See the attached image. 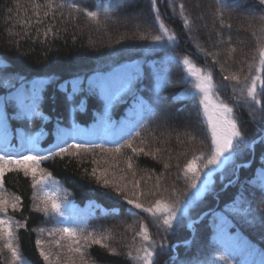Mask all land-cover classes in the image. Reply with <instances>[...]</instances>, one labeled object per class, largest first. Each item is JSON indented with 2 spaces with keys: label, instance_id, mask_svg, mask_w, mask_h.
Here are the masks:
<instances>
[{
  "label": "trees",
  "instance_id": "16d2710c",
  "mask_svg": "<svg viewBox=\"0 0 264 264\" xmlns=\"http://www.w3.org/2000/svg\"><path fill=\"white\" fill-rule=\"evenodd\" d=\"M35 2L43 6L47 0ZM131 2L134 4L129 5V2L125 7L115 9L112 6L116 5L118 0H53L54 4L64 3L65 6L58 9L54 17L50 15L37 25L32 9L33 0H0V80L10 79L14 85L5 87L0 84V98L15 93L21 81L39 80L44 85L40 109L44 114L43 118L32 121L20 118L16 115L19 110L17 106L14 104L5 106L1 103L4 125L11 133L13 142L18 137L27 138L38 132L44 133L42 142L47 144L52 141L59 125L69 132L76 124H88L95 111L104 108L99 97L77 95L76 103H66L65 93L60 88L64 81L76 76L89 77L127 62H135L132 65L142 66L146 74H158L160 79H170L171 84L157 91L166 113L171 116L169 123L172 127L168 129L171 137L167 135L164 127L157 128L163 115L159 114L161 106L156 105L157 115L145 118L141 128L137 129L141 133L139 137L134 138V134L129 136L122 133L115 141L90 142L103 144L109 151L95 148L80 150L78 154L73 155L71 153L75 150L69 149L68 153L42 161L40 167L52 174L54 182H49L58 188L61 197L66 196L69 202L78 207L84 206L89 200H95L104 210V212L97 210L92 217H86L85 213H82L83 220L77 224L73 222L70 226L77 227L78 231L83 229V235L92 233L93 236L106 237L103 242L116 248L119 253L113 255L99 245H92L85 249L89 264L93 262L136 264L124 253L130 246L134 249L141 245L139 237L133 242V236L140 230L141 222L147 225L154 240L169 246L164 250L156 249L155 264H168L170 257H178L179 260L192 258L188 264H203L205 258L215 261V264H228L227 260L217 258L221 255L227 256L231 264H238V261L246 264H251L253 260L258 262L260 254L264 253V225L259 222V215L264 212V191H261L256 177L261 166H264V144L256 143L249 149L246 145L234 142L238 149L234 160L225 163L219 171L213 173L211 190L205 192L201 200L189 209V215L194 222L204 212L209 211L208 214L195 222L191 228L181 227L171 234L166 233L163 226H157L149 214L133 209L126 201L116 198L110 189H102L90 173L94 167H110L115 155L119 164L111 170L120 175V169H125L128 172L127 179L131 180V172L126 169L124 163L125 157L133 155L131 150L124 148L121 154H115L113 150L129 140H133L134 147H139L140 140L147 138L151 148L160 147L163 151L155 160L149 156H134L135 178L141 180V191L148 193L155 183L156 176L162 175L164 177L162 186L167 190L162 191L161 195L170 199L184 198L187 181L177 170L176 165L179 163L182 166L194 152L198 154L200 151L209 150V141L201 134L199 123L200 96L197 94L192 97L186 94L193 90L195 80L187 75L182 64L184 56H188L197 67L212 73L214 91L221 100L233 107L238 125L247 135L249 144L264 135V113L258 106L245 103L246 89L245 97H241L243 85L223 79L224 76L232 74L240 75L243 79L249 74L248 64L252 62L256 48L264 39V34L261 33L262 25L258 19L264 13L256 7L257 0H238V3L235 0H225L226 7L222 6L220 0H205L206 9L203 10V14L197 12L199 7L196 0H174V4L170 3V0H157L156 7L159 9L161 21L177 37L174 44L162 49L151 43V36L159 34V24L153 23L155 12L150 11V0ZM69 4H75L76 8L69 7ZM180 4L185 6L183 13L180 11ZM105 6L112 10L105 13L103 11ZM237 6H241V10H237ZM77 9L98 12V21L88 17L85 11ZM217 10L223 11L225 24L232 25L230 30L219 23ZM247 11L252 13L248 15ZM138 13H143L145 18L133 28L130 21ZM26 17H32L30 28H24L22 24L17 23L18 20L24 21ZM185 19L189 21L188 24L184 23ZM49 28L51 32L45 38L43 33ZM217 33H221L224 40L229 35L232 37L231 47H235L236 52L231 53V56L229 44L220 42ZM252 74H255L254 71ZM155 83L150 75H146L139 85L140 94L148 103H151L150 97ZM80 100L84 103L80 104ZM134 103L131 95H125L120 102L110 107L109 119L119 122L127 108ZM184 111L191 113L192 118L185 120L181 115L180 119H177L179 112ZM253 116L257 119L254 120ZM172 128L176 131H172ZM186 131L188 136L195 138L189 139L184 135ZM177 132L180 133L183 144L177 142ZM149 133H152L151 137L148 136ZM160 141L165 143L162 144ZM68 144L72 143L68 142L63 146ZM54 152H58V149ZM94 159L99 163L94 164ZM164 162L171 164L167 171L164 170ZM245 164L249 165L245 167ZM234 168L237 170L233 174ZM109 178H112L111 172ZM0 191L10 198L21 197L20 207L17 210L10 208L8 216L12 218L14 225L17 222L22 225L14 227L13 230L14 243L19 248L24 264H47L40 256V248L36 245L38 235L41 233L50 250L62 254L60 256L63 263L66 258V247L62 249L55 244V241L60 239L59 233L55 230L64 226L59 222L60 217L46 215L36 209L37 204L43 207L42 199H37L42 197L43 193L32 187L31 177H26L22 171L7 172L4 188ZM241 193L250 202L256 216L252 223L241 221L239 218L233 220L229 212L234 200ZM129 195L131 198L130 193ZM157 198L159 196L145 195L141 202L147 206ZM213 214L225 215L229 221V233L233 237L237 233L240 234L254 250L251 255L240 257L229 254L213 225ZM251 219L249 217V220ZM50 232L53 234L49 235ZM185 239L193 242L189 249L180 243ZM67 242L60 240L61 245L66 246ZM53 251L50 259H54ZM0 264H11V253L3 248V241H0Z\"/></svg>",
  "mask_w": 264,
  "mask_h": 264
},
{
  "label": "snow or ice",
  "instance_id": "6c2138e0",
  "mask_svg": "<svg viewBox=\"0 0 264 264\" xmlns=\"http://www.w3.org/2000/svg\"><path fill=\"white\" fill-rule=\"evenodd\" d=\"M131 0H118L116 5L112 7L115 9L123 8ZM222 6L226 7L225 0H220ZM238 3V0H235ZM170 3L174 4V0H170ZM157 0H150V11L155 12L153 23L159 24V34L151 36V43L156 44L162 49H167L177 40L174 33L170 31L168 27L160 19L159 9L156 7ZM65 6L64 3L54 4L53 0H47V3L43 6L36 3L33 0L32 9L35 14V23L38 25L43 22L44 18H48L50 15L54 17L55 12ZM69 7L75 9V4H69ZM180 11H185V6L180 4ZM256 7L264 13V0H257ZM43 9V16L41 11ZM85 11L87 16L93 20L98 21V12L88 11L87 9H77ZM112 10L105 6L103 11L108 13ZM219 16V23L231 29L232 25L225 24L223 18V11L217 10ZM9 18L11 19V10H9ZM261 22V33L264 34V15L259 18ZM18 24H22L24 28H30L32 25V17H26L24 21H17ZM185 24L189 21L185 19ZM51 28L43 33V36L47 38ZM255 35V33H253ZM220 37V42H226L229 44V55L236 52L235 47H231L232 37L229 35L224 40L221 33H217ZM119 43V42H117ZM203 51V49H200ZM209 55V54H206ZM182 64L186 68L187 75L195 78L193 84V90L187 92L188 96H200L198 100V116H200L201 134L205 140L209 141V150L207 152L200 151L198 154L193 153L191 158L188 159L182 166L178 163L176 165L177 170L182 173L183 178L187 181V188L185 189L184 198L170 199L161 195L162 191H166L162 186V180L164 177L156 176L155 183L152 189L145 193L141 191V180L136 179V171L133 167L134 156H149L152 159H156L157 155L160 154L163 149L160 147L151 148L149 139L143 138L140 140L139 147L133 146V140H129L126 144L118 145L113 151L115 154H121L124 148L130 149L132 154L124 159L126 169L131 172L132 179L128 180V172L125 169H120V175H117L115 171L111 169L119 164V160L116 156H113V164L108 168L94 167L90 173L91 177L95 178L96 183L101 186L104 190H111L114 196L118 199L126 201L133 209L141 210L149 214L153 218V222L157 226H163L164 231L171 234L176 229L181 227H192L195 223L189 215V209L193 208L198 201L201 200L204 193L210 191V185L213 183L212 176L214 172L220 170L221 165L234 160V156L238 151L237 147L234 146V142L237 144L246 145L249 149H252L256 143L264 144V135L259 136L253 140L251 144L248 143L247 135L241 131L238 125L237 118L234 116L233 107L221 100L218 94L214 91L215 85L213 84V76L210 71H205L189 59L188 56H184ZM223 68V66H221ZM249 74L245 75L241 79L240 75L232 74L231 76H224L225 81H235L238 85H243L241 89V97H246L245 103H251L258 106L259 110L264 113V39L255 50V54L252 57V62L248 64ZM254 71L255 74H252ZM146 75H150L151 78L156 81L153 94L150 97L151 103L146 102L140 94L139 85L146 78ZM170 79H160L158 74H146L145 70L140 65H128L121 66L113 69L111 72L96 73L93 76L81 78L79 76L73 77L69 80L64 81L60 85L61 90L65 93L66 103H76L75 98L77 95L85 97H99L102 100L105 110L110 108L113 104L118 103L125 95H131L136 102L134 111L136 113V119L132 122L131 127L124 132L125 135L135 137L140 136V131L137 129L141 128L146 117L157 115L156 105H160V115H164L165 119L157 125V128L164 127L167 135L171 137V132L168 131L171 128V124L167 120L166 108L163 106L162 98L157 91L171 84ZM0 84L5 87H14L10 79L0 80ZM44 85L42 81H21L19 88L16 89L15 93H9L8 95L0 98V103L5 106L14 104L19 108L16 115L20 118H26L29 121L37 118H43L44 114L41 109V101L44 95ZM178 99V97H174ZM80 104L84 101L80 100ZM202 112V115H200ZM253 119H257L253 116ZM206 125V126H205ZM0 127H4L3 136L0 137V190L4 188L5 173L11 171H22L27 177L30 176L32 180V187L39 189L43 193L42 199L43 207L40 204L36 205L38 211L44 212L46 215L52 214L54 216L62 218L59 222L64 223L68 220L65 212L67 197L65 196L61 200L55 192L49 191L46 184L49 181L54 182L52 174L46 172L40 167V164L44 160H48L56 155H63L69 152V149L75 151L71 154L76 155L80 150H91L99 148L102 151H109L104 147L103 144H92L90 142L76 143L75 137H84L86 134L84 130L73 129L71 133H67L65 129L57 127V145L58 152H54L49 149L47 155H41L37 153L39 135H29L26 138L28 146V154L17 152L15 147L11 145L7 137V128L3 122H0ZM172 131L176 129L172 128ZM71 135L74 142L67 146H60L66 143L65 137ZM164 135V133H161ZM184 135L188 136L187 131ZM148 136H152L149 133ZM189 139L195 137L188 136ZM155 139V137H153ZM176 140L178 143L183 144L184 141L180 139V133L177 132ZM165 143V141H160ZM203 143V141L201 142ZM24 144L21 145L23 149ZM146 147L149 150L146 151ZM94 164L99 162L95 159ZM107 163V161H105ZM171 168V164L164 162V170L167 171ZM237 169H233V174ZM111 172V177L109 174ZM261 191H264V166H261V170L256 177ZM231 184V181H229ZM175 189H173V192ZM131 194V198L130 195ZM145 195L159 196L147 206L141 202V198ZM21 205V197H8L3 191H0V241H3V248L7 249L11 253V264H24L18 246L14 243L15 232L14 227H22L18 222L14 225L12 218L8 216L9 209L17 210ZM259 211V210H257ZM232 214V219L241 221H248L252 223L255 221L256 216L253 212L250 202L247 201L245 195H241L234 200L232 208L229 210ZM249 217L252 219L249 220ZM259 222L264 225V212L259 215ZM213 225L220 234L221 240L225 242V248L232 256L243 257L245 255H251L254 251L244 241H234L233 236L229 233V221L225 215L213 214ZM43 231V229H41ZM59 233L60 239L55 241V244L62 249L66 247V258L63 264H89V259L86 257L85 249L90 248L92 245H99L100 247L108 250L113 255H118L116 248L110 247L103 241L106 237L93 236L92 233L83 235V229L78 231L77 227L59 228L55 230ZM53 233H49L52 235ZM139 237L142 241L139 247L134 249L130 246L129 250L124 255L136 264H155V257L157 255L156 249L161 250L167 249L169 246L163 242L154 240L149 234L147 225L143 222L140 223V230L133 236V242ZM60 240H67V244L61 245ZM83 241V244H81ZM43 241L37 240L36 245L40 247V256L47 264H61L60 254H56L54 259H50L53 255L51 252H45L42 247ZM186 249L191 247L193 243L191 240L185 239L180 242ZM133 251L135 255H133ZM219 260H227L228 264H231V260L227 256L217 257ZM192 258L186 260H179L178 257H170L168 264H188ZM94 264V262H93ZM203 264H215V261L205 258ZM238 264H246V262L238 261ZM251 264H264V253L260 254L259 261H251Z\"/></svg>",
  "mask_w": 264,
  "mask_h": 264
},
{
  "label": "rangeland",
  "instance_id": "374dc122",
  "mask_svg": "<svg viewBox=\"0 0 264 264\" xmlns=\"http://www.w3.org/2000/svg\"><path fill=\"white\" fill-rule=\"evenodd\" d=\"M196 3L198 4V7H199L197 12L200 13V14H203V10L206 9L205 0H196ZM133 4H134L133 2H130L129 5H133ZM241 6H237L236 9L237 10L238 9L241 10ZM246 13L249 15L250 13H252V11H250V12L247 11ZM144 18H145V15L143 13H138V15H136V17H133L131 19L130 25L133 28H135L138 25L139 21L143 20ZM239 28H241V27H239ZM133 63H135V62H127V63H125L122 66L132 65ZM118 67H121V66H118ZM118 67H114V68L109 69V70L104 71V72H111L113 69L118 68ZM104 72H99V73H104ZM93 75H95V74H93ZM93 75H91V76H93ZM81 78L83 79V78H86V77H81ZM191 78H193V77H191ZM193 79L195 80V78H193ZM143 99H144V97H143ZM135 105H136V102L134 103L133 106L127 108L125 114L121 117L119 122H115V121L110 120L109 118H110V115H111V110H110V108L105 110V107H104V108H102L100 110H96L95 111L94 117L88 122V124L79 123V124L74 125L73 129L84 130V132L86 134L84 137L77 136L78 138H80V141H84V142H94V141H96V142H99V143L115 141V140H117V138L122 133H124L125 131H127V129L129 127H131L132 122L136 119V113L134 111ZM181 115L184 116L185 120H186V118H190V117L192 118V114L191 113H189L187 111H184V112H181V113L179 112V115H178L179 118H177V119H180ZM166 116H167V120L170 121L171 120V116H169L168 113H166ZM164 119H165V117L163 115L161 121H159L158 124H160ZM0 120L4 121V116H3L1 103H0ZM58 127L62 128L60 125ZM160 128H163V127H160ZM66 132L67 133H71L72 130L69 131V132L68 131H66ZM0 136H3V132L0 133ZM70 136L71 135H67L65 137V140L67 141L69 139V140H72L74 142L73 137L69 138ZM7 137H8L9 143L11 145H13L16 150L17 149H22L21 148L22 144H24L23 149H25V150L27 149L28 150V146H27V143H26V138H19V139H17L16 143L12 144L11 143V137H10V135L8 133H7ZM43 137H44V133H41L39 135V142H38V148H37V153L38 154L47 155L49 149H51L52 151L58 149L56 147V145H57V138H56L57 137V131H55L52 141L47 143V144H43V142H42ZM77 137H75V142L78 141ZM62 145L63 144H61L60 146H62ZM224 165L225 164L221 165V168ZM259 172L260 171H258V173ZM46 187H47V189L49 191H52V192H55L56 194H58V188L55 185H53L51 182H48L46 184ZM58 197L61 200H63L64 195L61 197L58 194ZM74 207L76 208V210L85 211V216L86 217H92L97 212V210H100L101 212H104V210L102 208H100V205L95 200L87 201L86 204L84 206H82V207H78V206H75V205H74ZM76 210L73 209V206L67 200L66 201L65 212H66V215L68 217V220L63 223L64 226H68L69 227L70 223L73 220L76 219V221H77V217H78V215H80V213H78ZM81 217H83V216H81ZM237 234H236L237 240L234 239V237H233L234 241H244L245 242V239L240 234H238V235ZM38 237H39V240L44 242L42 247L44 248L45 252L53 251L52 249L50 250L49 244H47V242L45 241L44 237L42 236V233H41V235L39 234ZM223 244L225 245L224 241H223ZM53 253L55 255L57 254L56 251H53ZM60 255H62V254H60ZM54 258H55V256H54ZM61 263H62V260H61Z\"/></svg>",
  "mask_w": 264,
  "mask_h": 264
}]
</instances>
